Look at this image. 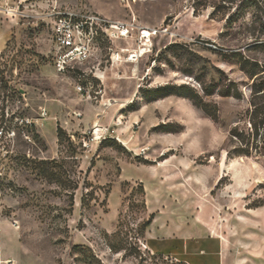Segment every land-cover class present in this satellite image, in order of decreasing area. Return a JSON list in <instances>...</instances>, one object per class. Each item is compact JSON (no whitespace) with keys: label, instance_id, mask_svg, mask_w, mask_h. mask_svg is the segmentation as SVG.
Returning <instances> with one entry per match:
<instances>
[{"label":"rangeland","instance_id":"374dc122","mask_svg":"<svg viewBox=\"0 0 264 264\" xmlns=\"http://www.w3.org/2000/svg\"><path fill=\"white\" fill-rule=\"evenodd\" d=\"M259 79L264 0H0V264H264Z\"/></svg>","mask_w":264,"mask_h":264},{"label":"trees","instance_id":"16d2710c","mask_svg":"<svg viewBox=\"0 0 264 264\" xmlns=\"http://www.w3.org/2000/svg\"><path fill=\"white\" fill-rule=\"evenodd\" d=\"M258 81V82H257ZM255 80L252 84V92L256 93L258 91L264 90V80L259 79ZM208 95V93H206ZM223 96H233L236 98H241L240 92L235 89V92H231L229 88L222 91ZM192 99L195 101V104L208 116L212 119L217 117V109H209L208 105L205 104L199 95L195 94ZM252 108L250 109L249 122L250 127L253 130L251 132H245L241 130L238 125H234L229 131V138L236 142L238 145L235 146L230 152L235 156L245 155L250 156L251 154H262L264 151V139H257L258 128L262 127L264 130V105L259 106L257 102L251 101ZM253 134V136H252ZM153 216L151 215L150 218ZM182 264H188L183 260H180Z\"/></svg>","mask_w":264,"mask_h":264},{"label":"built area","instance_id":"2783aa9c","mask_svg":"<svg viewBox=\"0 0 264 264\" xmlns=\"http://www.w3.org/2000/svg\"><path fill=\"white\" fill-rule=\"evenodd\" d=\"M72 19L60 18L54 30V41L58 47L55 54V64L59 70L65 71L73 64L87 58L89 48L84 43L75 41ZM118 30V27L112 25ZM82 91V87L78 86Z\"/></svg>","mask_w":264,"mask_h":264},{"label":"bare ground","instance_id":"6f19581e","mask_svg":"<svg viewBox=\"0 0 264 264\" xmlns=\"http://www.w3.org/2000/svg\"><path fill=\"white\" fill-rule=\"evenodd\" d=\"M142 34H143V37H149V36H150V33H149L147 30H144V31L142 32ZM145 51H146L145 49L140 48V49L138 50L137 56H140V55L144 54ZM94 128H95V129H94V133L97 134L98 131L100 130V128H99V126H94Z\"/></svg>","mask_w":264,"mask_h":264},{"label":"crops","instance_id":"0c3cea01","mask_svg":"<svg viewBox=\"0 0 264 264\" xmlns=\"http://www.w3.org/2000/svg\"><path fill=\"white\" fill-rule=\"evenodd\" d=\"M183 261H185V260H183ZM186 263H188V264H191V263H189V262H187V261H185ZM192 262V264H197L196 262H194V261H191Z\"/></svg>","mask_w":264,"mask_h":264}]
</instances>
